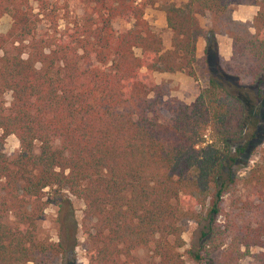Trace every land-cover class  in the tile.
<instances>
[{
    "label": "trees",
    "instance_id": "16d2710c",
    "mask_svg": "<svg viewBox=\"0 0 264 264\" xmlns=\"http://www.w3.org/2000/svg\"><path fill=\"white\" fill-rule=\"evenodd\" d=\"M76 1L81 13L70 18L67 0H0V16L10 18L0 33V264L52 249L37 239L45 188L64 213L54 250L68 256L58 264H73L69 195L83 203L87 264H184V219L199 226L189 258L235 264L254 246L264 263V161L242 179V194L235 173L264 112V3L252 32H230L227 60L214 34L205 36L206 85L160 121L153 72L193 77L197 16L221 15L231 0L169 6L166 49L143 16L156 0ZM116 20L131 26L116 29ZM241 79L256 88L251 119L231 87ZM9 134L18 142L11 155L2 149Z\"/></svg>",
    "mask_w": 264,
    "mask_h": 264
},
{
    "label": "rangeland",
    "instance_id": "374dc122",
    "mask_svg": "<svg viewBox=\"0 0 264 264\" xmlns=\"http://www.w3.org/2000/svg\"><path fill=\"white\" fill-rule=\"evenodd\" d=\"M186 0H156L155 3L144 10V18L148 21L151 28L156 31L162 39L163 49L171 47V30L166 26V10L169 6H182ZM264 3V0H231L229 1L226 10L221 15H213L207 11L198 15V23L200 26V34L196 40L202 48H198L197 54L194 57L192 63L195 75L190 77L187 75L186 70L165 72L155 71L153 72L154 80L162 85L161 103L158 105L156 111L160 121H167L172 118L175 113V107L178 101L189 102L198 92L200 88L206 85L209 77V72L206 70V63L203 60L202 49L205 44V36L212 32L216 40L217 51L219 56H230V32H241L244 30L253 31L252 21L253 17L259 8V5ZM68 15L70 18L79 17L81 10L76 0H67ZM62 13V12H60ZM65 21V16H61L59 19V26H62ZM10 23L8 15L4 14L0 16V33L4 32ZM113 26L116 29L128 28L131 26V22H124L116 20L113 22ZM224 59V60H227ZM225 71L230 72L231 65H224ZM232 89L239 95L246 107L249 118H253L256 111V88L255 85H251L248 80L241 79L237 82ZM9 92L2 95V101L4 106H8ZM257 119L256 124L249 127L248 130L256 132L254 139H251V143L247 145L244 153L240 156V161L235 167V173L237 175V190L236 193L242 194L245 187L242 179L247 175L250 168L255 164L264 161V112L261 110L257 112L255 116ZM250 124V122H249ZM247 130V131H248ZM18 148V142L13 134L7 135L3 140L2 149L6 154H13ZM43 195V210L38 219V232L37 239L44 244H51L52 249L41 255H36L33 261L27 264H58L60 261L64 263L67 258V254L62 251L54 250L56 243L60 240L63 234L62 227L59 222L62 220L63 210L60 207L62 202L58 200V195L50 192L49 189H44ZM70 205V217L76 222L75 232V245L71 252L68 254L73 259V264H87L85 257V240L82 235V209L83 203L80 199L69 195ZM62 225V224H61ZM181 237L184 240V245L178 249L184 264H202V261H196L189 258L186 254L188 243L195 237L198 232L199 226L191 220H182L180 223ZM259 251L258 248L250 246L248 253L243 255L237 260L235 264H264L257 260L255 254ZM143 255L146 253L143 252Z\"/></svg>",
    "mask_w": 264,
    "mask_h": 264
},
{
    "label": "crops",
    "instance_id": "0c3cea01",
    "mask_svg": "<svg viewBox=\"0 0 264 264\" xmlns=\"http://www.w3.org/2000/svg\"><path fill=\"white\" fill-rule=\"evenodd\" d=\"M199 46H200V48H202V46L199 44V41L196 40V43H195V55L197 54V50H198ZM223 58L224 59H227V57H225V56Z\"/></svg>",
    "mask_w": 264,
    "mask_h": 264
}]
</instances>
